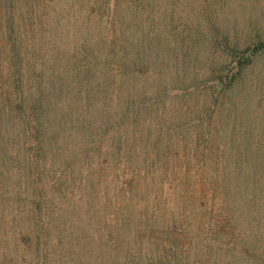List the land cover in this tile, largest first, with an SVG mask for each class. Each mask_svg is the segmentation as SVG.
<instances>
[{"label": "rangeland", "instance_id": "1", "mask_svg": "<svg viewBox=\"0 0 264 264\" xmlns=\"http://www.w3.org/2000/svg\"><path fill=\"white\" fill-rule=\"evenodd\" d=\"M43 3L50 8L41 10L52 14L40 17L38 26L27 12H18L25 23L14 28L21 43L17 57L7 44L11 26L5 16L32 4H0V264H37L39 251L41 264H264L261 189L252 221L245 199L235 201L240 238L248 243L235 251L208 238V211L197 207L209 202L205 184L99 185L93 170L95 153L112 151L114 135L132 144L141 138V150L129 151L147 160L155 156V142L161 154H172L179 137L183 149L185 135L193 136L194 129L178 125L216 96L226 114L236 103L239 133L254 120L258 125L264 116V0ZM40 4L32 6L38 10ZM60 10L70 16L77 10L84 24L78 36H67L65 26L52 23ZM218 81L226 91L215 92ZM177 91L185 96L176 97ZM86 95L92 97L88 116L70 114L72 104L84 105ZM47 101L54 106L48 102L45 128L56 140L43 148L38 143L44 138L35 144L24 118L31 103ZM19 106L27 110L25 117L18 115ZM132 111L144 122L136 121L142 135L150 125L156 129L151 146L138 124L129 125ZM34 123L37 135L42 125ZM121 153L127 151L116 149L111 157ZM259 181L264 185L261 176Z\"/></svg>", "mask_w": 264, "mask_h": 264}, {"label": "trees", "instance_id": "2", "mask_svg": "<svg viewBox=\"0 0 264 264\" xmlns=\"http://www.w3.org/2000/svg\"><path fill=\"white\" fill-rule=\"evenodd\" d=\"M44 1L52 3V0H15V4L20 2H22V4L25 3L32 5L37 3L41 4L38 10L36 9V6L30 5L33 9L29 8L27 10H22L15 8V14H13V11L11 10L9 16H5L6 24L11 26L9 27V39L7 44L12 45L15 49V57L19 54L20 50H18V48L21 46V43L16 41V31L15 38L13 36L14 28L19 26V23L21 22L23 24L25 23L20 13H22V11L27 12V17H29L35 25H40L42 24L41 19L43 20L48 14H52L51 10H41L43 8H50L43 3ZM6 2L7 0H0V4H5ZM11 4H13V1ZM19 11L20 13H18ZM32 12L35 14L34 17L32 16ZM76 12L77 10H75L70 16L65 11L60 10V12L53 17L52 23L56 24V26H65L67 28V36L72 35L76 37L78 36V34L76 35V33H78V28L80 27V29H82L81 25H84L79 24L83 22L79 21L81 17L79 16L78 18ZM93 12L94 10H90L87 16H93ZM7 14L8 13H6V15ZM94 16H96V14ZM61 17H63V20H61ZM80 34L81 33H79V35ZM140 77L143 76L140 75ZM231 80L233 79L230 78L229 81L232 82ZM218 82L219 83L217 84L219 86L215 92L220 93L226 91L224 83H221L220 81ZM19 89H21V87ZM16 91L18 90L15 89L17 95ZM179 92H182L183 96H185L184 91H177L175 92L176 97L179 96ZM19 93L23 96V91L19 90ZM63 93L64 91L60 92V95ZM90 95H86V101H84V98L82 97L84 105L81 102H79L80 105L73 103L72 105L74 108L71 107L70 114L80 113L84 116H88L91 111L89 107L92 105V97ZM143 98L149 99L148 104H152V106L156 105L150 103V101H153L151 96H143ZM16 100H18L17 97ZM116 100L117 97H114L112 103L115 104ZM130 100L133 99L131 98ZM48 102L51 106H54L50 101H47L46 104L42 102L43 107L42 104L36 105L35 103H31L32 105L29 107L30 113L26 117L24 114H26L27 110L25 111L22 106L17 108L19 111L18 115L25 117L24 123L31 132L30 134L33 135L35 144L37 137L39 138L42 136L44 138L42 143H38L39 145L41 144L43 148H46L45 145L47 144V141L50 142L56 140L53 139L56 133L51 136L49 135L50 131H47V128H45V121L48 122V115L51 110ZM132 112V118L129 125H131L132 122H135V124H138L139 126V123L136 121H142V118H140L138 112ZM252 113H254V109H252ZM66 114L70 115L67 112ZM239 114L240 113H238L236 108V103L230 108L229 105L227 106L226 114L224 106L220 104L219 98L216 96L210 105H206L205 109L195 111L194 114L189 115L188 121H185L183 125H178L181 126L183 130L194 129L193 136L191 135L188 137L185 135V145L183 149L180 147L179 143L181 142L179 141V137L174 143L176 149L172 154L171 151L167 152L166 155L163 153L161 154V152L158 151L160 148L159 146L156 147L155 142L154 144L152 143L153 148L155 149V156L150 160L144 159L142 154L138 155L129 151L132 148V151L136 148L141 150L140 142L143 141L141 138H138V136L135 137V142L132 144L130 140H122L121 138L117 139L114 137L117 135H114L110 137L112 140L109 138V141L112 143L116 142L112 151L107 152V155L105 153H99L101 155L99 156L98 154L97 157L95 153L94 162L96 165L94 164L93 170L96 173V182L99 185L118 183L123 187H130L131 185L136 187V183L140 181H149L150 183L154 182L158 184L173 181L172 185H186L187 187L194 186V188H197L199 183H203L205 184L208 193L206 199H209V202L202 200L197 207L208 211L209 217L207 226L208 230L211 232L208 234V238L213 242L212 244L219 242L220 245L225 246V248L231 244L232 249L235 251L239 249V246L246 248L248 243L240 238L241 231L239 230L238 225L239 210L235 205V201H238L239 198L245 199L249 209L250 221H252L253 206L259 195L260 189L264 196V185H261V182L259 181L260 176L264 181V116L259 118L258 125L254 120L251 127H245L246 132L241 134L238 132L239 128L237 126ZM36 117H39L41 122L37 121ZM67 120L71 119H64L61 120V122L65 123ZM33 121H35L34 124L39 123L42 125V128L37 129V135L31 128ZM123 122L124 121L119 120L117 123L118 127L121 128ZM95 123H97V121ZM143 124L144 122L142 125ZM141 126H139L140 135H142L143 131ZM148 128L149 132L142 136L145 138L147 145L151 146L152 135L154 136L153 131H156V129L150 130L152 125ZM65 131L66 130L63 132ZM133 131H137V128H134ZM121 136L122 134L117 137ZM38 144L34 147H38ZM95 148H97V146H94L93 150ZM116 149L125 152L127 151V153L126 155L121 153V157H111V153H115ZM86 151L88 150L86 149ZM130 153L133 155H129ZM157 153L158 155H161L158 156ZM128 156H133V159L128 158ZM195 190L196 189L190 188L188 191L198 195V191ZM202 192H204V190ZM175 226V228L173 226L175 230L180 227V225ZM251 247H253V245H251ZM42 256V258H44L46 255L42 254ZM40 257L41 255L39 251V260L37 264H41Z\"/></svg>", "mask_w": 264, "mask_h": 264}]
</instances>
